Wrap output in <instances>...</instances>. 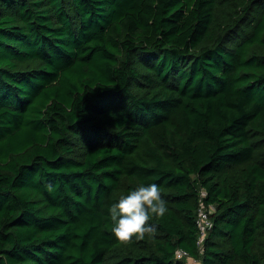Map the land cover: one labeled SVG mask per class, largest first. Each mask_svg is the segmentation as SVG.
<instances>
[{
	"label": "trees",
	"instance_id": "obj_1",
	"mask_svg": "<svg viewBox=\"0 0 264 264\" xmlns=\"http://www.w3.org/2000/svg\"><path fill=\"white\" fill-rule=\"evenodd\" d=\"M141 183L168 211L122 243L107 206ZM177 249L264 264V0H0V264Z\"/></svg>",
	"mask_w": 264,
	"mask_h": 264
},
{
	"label": "clouds",
	"instance_id": "obj_2",
	"mask_svg": "<svg viewBox=\"0 0 264 264\" xmlns=\"http://www.w3.org/2000/svg\"><path fill=\"white\" fill-rule=\"evenodd\" d=\"M168 211L166 200L155 183H141L107 206L113 236L122 243L132 244L155 232L150 223Z\"/></svg>",
	"mask_w": 264,
	"mask_h": 264
},
{
	"label": "built area",
	"instance_id": "obj_3",
	"mask_svg": "<svg viewBox=\"0 0 264 264\" xmlns=\"http://www.w3.org/2000/svg\"><path fill=\"white\" fill-rule=\"evenodd\" d=\"M204 194H205V192L203 190H201L200 199H199V206L197 209V218H196V223H197V226L199 229V236H198V239L196 241V244L200 248V251H202L201 245H202L203 238L206 235L207 229L211 225V220H210L209 214L213 211V207L204 205V203L202 201V196ZM175 258L178 260L188 259V260H191V262H188L189 264H198L197 261L195 259H192L189 255V253L184 249H177L175 251Z\"/></svg>",
	"mask_w": 264,
	"mask_h": 264
},
{
	"label": "rangeland",
	"instance_id": "obj_4",
	"mask_svg": "<svg viewBox=\"0 0 264 264\" xmlns=\"http://www.w3.org/2000/svg\"><path fill=\"white\" fill-rule=\"evenodd\" d=\"M186 262H191V260L186 259Z\"/></svg>",
	"mask_w": 264,
	"mask_h": 264
}]
</instances>
